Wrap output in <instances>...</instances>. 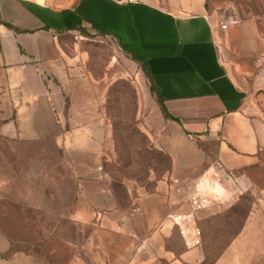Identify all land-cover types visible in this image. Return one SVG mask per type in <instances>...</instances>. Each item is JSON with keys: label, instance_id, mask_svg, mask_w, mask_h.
Returning <instances> with one entry per match:
<instances>
[{"label": "crops", "instance_id": "0c3cea01", "mask_svg": "<svg viewBox=\"0 0 264 264\" xmlns=\"http://www.w3.org/2000/svg\"><path fill=\"white\" fill-rule=\"evenodd\" d=\"M228 27L206 0H0L1 100L10 109L8 123L37 125L33 139L54 134L59 145L84 158L77 171L84 165L98 176L101 169L110 138L103 99L108 76H126L121 57L145 78L127 54L144 57L172 117L159 138L171 158L169 177L155 191L140 192L128 212H99L98 226L64 264H204L194 260L199 248L184 250L171 216L188 212L195 184L218 160L244 178V194L261 200L251 216L260 212L264 121L249 113L245 89L223 52ZM82 28L113 45L115 61L105 76L93 69ZM228 208L215 206L198 218L214 219ZM199 224L203 233L207 226ZM0 264L53 263L23 256Z\"/></svg>", "mask_w": 264, "mask_h": 264}, {"label": "rangeland", "instance_id": "374dc122", "mask_svg": "<svg viewBox=\"0 0 264 264\" xmlns=\"http://www.w3.org/2000/svg\"><path fill=\"white\" fill-rule=\"evenodd\" d=\"M206 3L222 24L228 23L223 52L231 57L227 61L245 89L249 113L264 121V0ZM84 35L96 75L105 76L115 56L112 43L89 31ZM120 67L126 76H108L103 99L110 138L98 176L88 173L84 165H78L77 171V160L81 164L84 158L59 145L54 134L33 139L37 125L8 123L10 109L1 100L0 76V260L27 256L44 263H69L98 226L99 212L113 208L128 212L140 192L155 191L159 181L169 177L171 161L163 155L159 139L167 117L145 71V78L133 74V67L122 57ZM258 203L261 200L254 195L244 194L214 219L198 218V212L197 226L201 229L203 221L208 231L202 233L194 260L264 264V205L251 216ZM246 224L247 231L241 234ZM177 233L184 250H189L178 227ZM179 242L178 236L172 241ZM229 242L231 250L223 251Z\"/></svg>", "mask_w": 264, "mask_h": 264}, {"label": "built area", "instance_id": "2783aa9c", "mask_svg": "<svg viewBox=\"0 0 264 264\" xmlns=\"http://www.w3.org/2000/svg\"><path fill=\"white\" fill-rule=\"evenodd\" d=\"M226 27V25H223ZM248 189L244 178L218 160L209 174H204L192 190L189 197L190 210L171 216L172 222L179 228L190 249L199 248L202 232L196 224L198 212L215 206H230L235 198H240Z\"/></svg>", "mask_w": 264, "mask_h": 264}, {"label": "trees", "instance_id": "16d2710c", "mask_svg": "<svg viewBox=\"0 0 264 264\" xmlns=\"http://www.w3.org/2000/svg\"><path fill=\"white\" fill-rule=\"evenodd\" d=\"M9 26L11 27V25H9ZM81 32H82V34H86V32H88V31H87L86 29H83V28H82V29H81ZM88 43H89V42H88ZM129 54H130V56H131L133 59H135L136 61H138V62L141 64V66H142L143 70L145 71V73H146L148 79L150 80L151 90H152V92L155 94V96H156V98H157V101L159 102V104H160V106H161V108H162V110H163L165 116H166V117H171V115L168 113V111H167V109H166V107H165L164 99H163V97H162L161 94H160L159 88L153 83V81H152V79H151L150 72H149V70H148V67H147V64H146V61H145L144 57H142V56H140V55H138V54H136V53H129ZM171 118H172V117H171ZM163 152H164V151H163ZM163 152H161V153H163ZM163 155L167 156V157L169 158V160L171 161V158H170V156H169L167 153L164 152ZM170 170H171V169H170ZM205 225L207 226L206 231H208V225H207V223H205Z\"/></svg>", "mask_w": 264, "mask_h": 264}]
</instances>
